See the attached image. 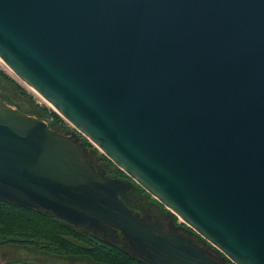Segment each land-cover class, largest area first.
I'll list each match as a JSON object with an SVG mask.
<instances>
[{
    "label": "water",
    "instance_id": "obj_1",
    "mask_svg": "<svg viewBox=\"0 0 264 264\" xmlns=\"http://www.w3.org/2000/svg\"><path fill=\"white\" fill-rule=\"evenodd\" d=\"M0 59L75 130L0 97V201L219 264L140 220L88 139L233 264H264V0H0Z\"/></svg>",
    "mask_w": 264,
    "mask_h": 264
},
{
    "label": "trees",
    "instance_id": "obj_2",
    "mask_svg": "<svg viewBox=\"0 0 264 264\" xmlns=\"http://www.w3.org/2000/svg\"><path fill=\"white\" fill-rule=\"evenodd\" d=\"M45 111L49 113V109L46 108ZM47 120L53 131L64 134L70 131H66L65 120L52 109ZM85 144L86 147L93 148L87 139ZM103 159L110 166H114L108 158L103 157ZM90 160L98 171L125 182L128 186L127 190L135 186L127 181L131 178L119 168L114 166L116 173L112 175L99 166L92 154H90ZM125 203L131 209L129 204ZM97 236L99 235L91 231L69 225L48 212L30 211L0 201V243L52 253L58 258L65 259L71 257L74 260H90L103 264H150L137 258L130 247L124 246L122 234L117 239L122 241L120 244L113 241V238L99 242ZM228 262L233 264L230 260Z\"/></svg>",
    "mask_w": 264,
    "mask_h": 264
},
{
    "label": "flooded vegetation",
    "instance_id": "obj_3",
    "mask_svg": "<svg viewBox=\"0 0 264 264\" xmlns=\"http://www.w3.org/2000/svg\"><path fill=\"white\" fill-rule=\"evenodd\" d=\"M138 191L141 190L136 186H132L128 188L125 196L123 197L124 202H127L129 204L135 216H137L140 220L149 223L163 225L162 231L164 233L173 231L177 232V234H179L181 238L189 242H193L195 244V248L205 250L207 252V256L212 258L214 261L218 262L219 264H229L228 260L222 254L218 253L217 250L210 248V244L203 241V239L198 236V234L193 232L191 229H186L183 228L184 226L182 227L175 224L174 218L165 214V212L159 206L153 205L147 200H142ZM142 192L143 194H145L143 190L141 191V193ZM91 233L99 235L97 236L99 242L105 241L108 238H113V241H116L117 244H120V242L122 243L120 239L117 240L118 238H120V234H122L119 231H115L114 233L92 231ZM123 242L125 244V247H130V245L125 241V238ZM65 260L66 262H69L67 264H77L76 262L82 261L74 260L71 257H67ZM58 261L62 260L53 254L48 255L45 252L0 243V264H61ZM83 261H87L89 264H103L101 262L95 261Z\"/></svg>",
    "mask_w": 264,
    "mask_h": 264
},
{
    "label": "rangeland",
    "instance_id": "obj_4",
    "mask_svg": "<svg viewBox=\"0 0 264 264\" xmlns=\"http://www.w3.org/2000/svg\"><path fill=\"white\" fill-rule=\"evenodd\" d=\"M0 96L16 109L22 110L25 113L34 117L37 116L44 117L42 120H44L47 123L49 122V120L47 119L50 116L51 109L54 110L53 107L50 104H48V102H46V100L43 97H41L31 87H29L22 80H20L1 59H0ZM46 108L49 109V113L45 111ZM65 122H66V131L75 130V128L70 123H68L66 120ZM81 137H82L81 141L83 142L85 148L89 151L90 154H92V156L96 158V161H98L99 166L107 170L110 174L114 175L116 173L115 167L117 166L113 162L112 163L114 164L115 167L114 166L112 167V165L110 166L109 163L103 159V157L106 156L99 149H97L88 139L87 141L93 145V148L86 147L87 146L85 144L86 138L84 136ZM127 181H129L131 185L138 186V189H140L141 191L142 190L144 191L145 194H143V192L141 193V191H138L140 198L142 200L145 201L147 200L149 203L159 206L165 212V214L174 218L175 224L182 227L184 226L183 228L190 229L183 222L182 219H180L179 217L174 215L170 210L164 207L159 201H157L154 197H152L144 189H142V187H140L136 182L132 181V179L131 180L129 179ZM108 239L110 240V238ZM46 254L51 255L52 253H46ZM60 259L62 261H58V262H60L61 264L69 263L66 262L65 258H60ZM76 263L89 264L87 261H83V260L78 261Z\"/></svg>",
    "mask_w": 264,
    "mask_h": 264
},
{
    "label": "bare ground",
    "instance_id": "obj_5",
    "mask_svg": "<svg viewBox=\"0 0 264 264\" xmlns=\"http://www.w3.org/2000/svg\"><path fill=\"white\" fill-rule=\"evenodd\" d=\"M47 102V101H46ZM49 104V103H48Z\"/></svg>",
    "mask_w": 264,
    "mask_h": 264
}]
</instances>
